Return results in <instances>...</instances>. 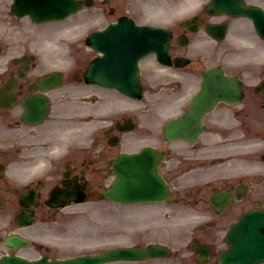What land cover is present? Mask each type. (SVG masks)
Listing matches in <instances>:
<instances>
[{"label": "rangeland", "instance_id": "374dc122", "mask_svg": "<svg viewBox=\"0 0 264 264\" xmlns=\"http://www.w3.org/2000/svg\"><path fill=\"white\" fill-rule=\"evenodd\" d=\"M114 1L119 4L117 8V14H123L124 12L128 11L137 14L140 21H150L154 23H158L159 20L166 21L165 18L177 15L178 4L180 3L179 0H109V2ZM195 1L196 0H187L188 4L185 3L180 7V16H183L185 14L183 12L186 7ZM158 10L161 11L159 13H161L163 17L157 13ZM114 16L115 15H107L105 19H111L114 18ZM80 26L81 25L79 24V27ZM85 31L86 27L83 26L82 33H85ZM73 49L74 46L72 47V51ZM80 57L82 58V55H80ZM153 63L154 60L150 59V67L148 68V66L145 65L144 68H147L150 71L153 67ZM147 69L144 72L146 74V76L144 75L146 78L145 85H147V88H150L155 82L153 80L152 74L147 73ZM106 97H111L118 100L117 97L112 95H106ZM132 137L131 138L134 141V145L143 140V138L138 136L136 133L133 134ZM125 143V146L129 147L130 138H127V140L125 139ZM76 209L79 211L78 214L83 215L74 218L71 217L72 219L69 220V225L67 226V224H65L63 229L64 231L68 229L71 230L70 235L72 243H74L75 246H82V248H79V250L88 249V247L93 246L91 250L89 249V252H97L102 248L111 245H129L133 242L146 243L148 241L156 240L171 244L170 242L172 236H176V234L172 232H166L159 226L160 222L165 225L171 224L167 221V216L174 214L175 211H172V209L160 210L156 208L149 209V207L130 209L128 207H118L110 203H105L104 201L99 203H87L84 205H79L73 210L76 211ZM150 217L152 218L150 219ZM172 228L174 227L172 226ZM174 246L176 247L175 244ZM178 250L180 251V254H182V249L180 250L179 248ZM163 260L166 259L153 261L159 263ZM149 263L150 261H144L137 262L136 264Z\"/></svg>", "mask_w": 264, "mask_h": 264}, {"label": "flooded vegetation", "instance_id": "af4514ba", "mask_svg": "<svg viewBox=\"0 0 264 264\" xmlns=\"http://www.w3.org/2000/svg\"><path fill=\"white\" fill-rule=\"evenodd\" d=\"M228 21L229 26H231L229 27L228 37H241L242 33H244L247 29V26L245 25L248 22L244 19H234L232 21ZM179 32L184 34L191 33L185 26H182ZM175 46L177 49L181 48L178 45ZM178 53L184 55V53L180 52V50ZM189 63H191V61ZM226 71L231 74H237L240 77L243 76L245 80L248 77V73H242V71H238L236 69L228 68V70L226 69ZM263 82L264 79L260 80L258 83L255 84L253 88L254 90L251 93V97L248 95L249 90L248 87L245 86L246 82H243L242 88L244 91V96L241 101H238L234 104H229L226 101H220L218 106L210 113V115L205 116L204 119L208 117H213V120L225 124L221 127L212 128L210 131L207 132L208 135L206 136H204L205 132L202 133L197 141L203 140V144L198 147H194L193 153L196 151H208V153L214 154L223 151L229 152L239 150L241 147H243L242 151L246 153L247 150L244 149V147L247 146L250 122H254L255 128L258 130L257 135L259 137H262L264 135ZM5 116H7V114L3 113V117ZM217 136L219 138L218 140L216 139ZM261 157L264 159V154H262ZM216 161V159L212 160L211 165L214 166L216 164ZM261 170L262 164H259V171ZM240 173H242L243 175L238 176V174ZM217 177L223 179L224 181L221 185H219L220 183L211 184V193L219 188H225L227 191H230L232 195L236 194V192H242L240 200H232L228 206L222 208L221 214H223V216L236 214V212L234 211L236 207L234 205L239 202L242 203L243 200H245L248 196H251V193H253L256 188L257 191H259L263 187L262 185H258L261 179V175L255 178L253 164L249 161L247 156L242 162H240L239 166L234 165V167L226 173H217ZM30 183L31 182L27 183L22 189L20 188L21 191ZM217 184L218 186H215ZM255 186L256 188H251ZM6 189H8L7 186L4 187V190L0 188L3 203L9 202V198L4 195ZM210 196L211 195L207 197H202L201 200L207 204V199H209ZM10 202L13 201L10 200ZM194 202L199 203V199L194 200Z\"/></svg>", "mask_w": 264, "mask_h": 264}, {"label": "water", "instance_id": "95a60500", "mask_svg": "<svg viewBox=\"0 0 264 264\" xmlns=\"http://www.w3.org/2000/svg\"><path fill=\"white\" fill-rule=\"evenodd\" d=\"M22 1V0H21ZM25 1V3H27V6L28 7H25V10L27 11V10H30V11H33L34 13H37V15H36V17L38 16V15H42V14H39V13H43V12H41V11H39V12H35L34 10H33V8L31 7L32 6V3H33V1L34 0H23V2ZM220 3H224V2H226V0H218ZM34 9H36V7H34ZM38 17H41V16H38ZM133 25V26H132ZM129 26H132L133 28H135L136 29V33L138 34V35H141V34H139V32L140 33H143L142 34V40H144L145 39V37H147V38H150L152 41H153V46H159V44L158 43H161L163 40H165V37L162 35V33L161 32H157V31H153L152 30V28L151 27H144V28H141V27H137V26H135L134 24H130V23H128V22H126L124 25H123V27H122V29H120L121 30V32H125L126 31V29H127V27H129ZM96 38V37H95ZM163 39V40H162ZM131 55L133 56V59H135L136 57H137V54L136 53H134V52H132L131 53ZM119 65H120V68H121V70H123V68L124 67H126L128 64H126V63H124V62H120L119 61ZM121 75H123V73H121ZM124 76V75H123ZM129 174V173H128ZM128 190V188L126 187L125 188V191H127Z\"/></svg>", "mask_w": 264, "mask_h": 264}]
</instances>
